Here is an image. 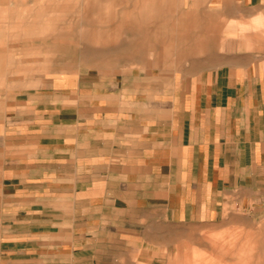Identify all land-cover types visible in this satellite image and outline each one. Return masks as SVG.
I'll return each mask as SVG.
<instances>
[{"label": "crops", "instance_id": "obj_1", "mask_svg": "<svg viewBox=\"0 0 264 264\" xmlns=\"http://www.w3.org/2000/svg\"><path fill=\"white\" fill-rule=\"evenodd\" d=\"M227 20L178 78L116 91L20 78L0 42V246L47 264H161L171 225L264 202V0Z\"/></svg>", "mask_w": 264, "mask_h": 264}, {"label": "rangeland", "instance_id": "obj_2", "mask_svg": "<svg viewBox=\"0 0 264 264\" xmlns=\"http://www.w3.org/2000/svg\"><path fill=\"white\" fill-rule=\"evenodd\" d=\"M240 9L241 0H0V42L20 78L80 76L116 91L138 76L178 78L218 49ZM161 251V264H264V202L226 206L216 222L171 225ZM131 262L146 264H115ZM0 264L47 261L1 245Z\"/></svg>", "mask_w": 264, "mask_h": 264}, {"label": "bare ground", "instance_id": "obj_3", "mask_svg": "<svg viewBox=\"0 0 264 264\" xmlns=\"http://www.w3.org/2000/svg\"><path fill=\"white\" fill-rule=\"evenodd\" d=\"M192 17V16H191Z\"/></svg>", "mask_w": 264, "mask_h": 264}]
</instances>
